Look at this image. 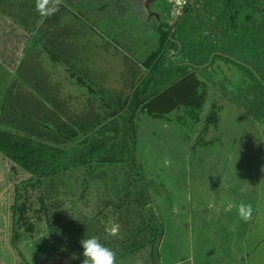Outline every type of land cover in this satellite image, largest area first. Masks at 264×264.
<instances>
[{
  "label": "flooded vegetation",
  "instance_id": "obj_1",
  "mask_svg": "<svg viewBox=\"0 0 264 264\" xmlns=\"http://www.w3.org/2000/svg\"><path fill=\"white\" fill-rule=\"evenodd\" d=\"M127 1L122 3L124 10L104 11L103 19L119 38H125L123 45L130 49L133 44L151 46L146 58L153 54L154 63L163 60L165 69L155 72V81L125 86L130 98L137 92L143 94L135 97L140 104L131 124L124 120V133L119 138H127L129 156H139V168H151L137 171L139 175L132 181L131 171L123 164L101 165L111 175V184L101 178L95 186L110 190L116 200L106 209L97 205L100 231L106 233L109 221L119 225L115 249H127L128 264H264V87L229 54L213 51L202 64L181 55L195 50L183 49L186 44L205 42V31L214 36L221 24L230 26L231 16L227 13L211 23L208 14L214 13L213 7L209 13L203 8L208 0H140L137 8ZM193 7L198 11L192 12ZM241 7L246 10L245 5ZM258 9L262 8L257 5ZM197 18L200 20L195 22ZM184 22L189 24L184 32H189L190 38L177 39ZM198 22L206 25L201 28ZM161 23L171 27V33L163 48H156L158 38L151 29L156 30ZM216 24L218 28H214ZM137 35L140 38L136 39ZM144 35L152 36L145 42ZM112 44L118 46V40ZM114 51L90 47L82 53L83 67L90 75L113 67L118 79L126 84L135 82L133 69L146 58L131 56L126 47ZM121 51L126 54L121 55ZM96 64L99 70L94 68ZM93 105L85 102V107L102 117L103 112ZM115 121L117 118L108 124L111 132ZM111 140L109 156L124 158L117 148L119 140L115 136ZM72 171L82 174L84 168ZM116 180L121 188L113 185ZM70 182L72 176L66 184ZM241 204L250 208L246 218L239 214ZM117 258L125 264L119 255Z\"/></svg>",
  "mask_w": 264,
  "mask_h": 264
},
{
  "label": "trees",
  "instance_id": "obj_2",
  "mask_svg": "<svg viewBox=\"0 0 264 264\" xmlns=\"http://www.w3.org/2000/svg\"><path fill=\"white\" fill-rule=\"evenodd\" d=\"M12 1L14 4L10 3L8 10L0 6V23L5 27L2 29L0 25V52L4 53L0 54V67L5 66L10 71L6 62L12 61L11 73L15 76L16 93L9 96L8 92L6 99L17 100L10 105V109L5 103H0V161L4 166H10L14 173L9 181L13 186L0 191L3 200L0 216L11 223L7 236L12 238V242L31 239L36 244L33 248L41 247V252L37 253V257L41 258L37 259L36 264H47L56 256H61L60 260L52 264H60L64 260L68 264H81L79 241L83 236H95L105 247L115 248L107 241L112 240L115 244L117 237L102 233L99 229L100 212H97V205H103L106 209L112 203L106 204V201L92 194L100 179L97 177L98 171L93 168L95 165L121 163L134 177L139 175L137 171H142L139 156L128 155L130 148L127 138L119 137L124 133V120L126 125L131 124L140 104L137 98L143 92L135 93L137 98H130L131 94L125 86H140L145 81L157 80L155 72L165 69L163 60L154 63L153 54H150L133 69L137 79L135 82L126 84L118 79L114 70L110 72L109 82L104 81V85L103 81L87 73V67L84 68L80 60L82 53L94 46L115 52L114 48L127 47V44L123 45L125 38L119 36L108 39V32H114V29L106 30L104 27L106 21L99 13H103L105 8L98 6L99 0ZM123 1L115 0L113 12L124 10ZM3 2L0 0V4ZM38 3L45 9L52 7L54 10L50 14H42L37 9ZM260 4L263 6L262 17L264 2ZM257 5L255 0L251 4L245 2L246 10L241 12L244 18L238 25L244 33L250 29L248 24L253 22L250 17L254 15L252 12ZM124 13L128 16L129 12ZM231 18L240 19V13H234ZM151 30L158 38L156 48H163L169 41L171 27L161 23L156 30ZM22 31L27 33L22 34ZM16 35L17 50L10 48L11 43H4L7 38ZM117 40L118 46L112 44ZM260 40L264 48V35ZM11 51L16 58L10 57ZM261 53H264V49ZM120 54L126 53L121 51ZM113 59L122 61L114 56ZM130 61L136 64L135 60ZM151 64L154 65L150 67ZM80 89L85 91L83 96H77ZM68 93L75 95L71 97ZM85 102L99 108L103 112L102 117H97L88 106L85 107ZM14 115L20 116L21 120L15 119ZM114 118L117 121L113 126L114 132H111L108 124ZM110 133H115V138L119 140L117 148L124 158L109 156L112 144ZM89 162L92 165L87 166ZM126 162L133 170L127 167ZM78 168L86 171L82 174L72 173ZM101 169L106 175V169ZM69 176H72V182L67 185ZM107 179L111 180L110 175ZM36 214L40 216L34 220ZM32 221L38 229L32 225ZM24 226L30 230L27 236L22 235L24 232L20 230ZM43 230L46 236L35 239L32 233Z\"/></svg>",
  "mask_w": 264,
  "mask_h": 264
},
{
  "label": "rangeland",
  "instance_id": "obj_3",
  "mask_svg": "<svg viewBox=\"0 0 264 264\" xmlns=\"http://www.w3.org/2000/svg\"><path fill=\"white\" fill-rule=\"evenodd\" d=\"M253 1L254 0H252V1H250V0H210L209 1L208 0V3L206 4V6H203V8H204V10L206 12L209 13L212 10L211 8L213 7L214 13H211V14H208V15H209L210 22L211 23H213V22L215 23V22H218L217 21L218 20V17H217L218 14L225 15L224 12L232 13V11H239V13H241V12L243 13L245 10L242 9L241 6H244L245 2L251 4V2H253ZM261 2L263 3L264 0H255V3L256 4L258 3V6L260 5ZM10 3L12 5L14 4V2L12 0H4V2L1 3L0 6H2V7L4 6L6 8V10H8L7 6H11ZM114 4H115V0H99L98 6L99 7L100 6L104 7L105 8L104 10L106 11V10H109V8L113 9V5ZM192 10H193L192 12H197L198 11V9L196 7H193ZM255 10L256 9H254L253 12H252V14H254V15H252V17H250V19H253V22L248 24L250 26L249 27L250 28L249 31H246L244 33L242 31L241 27H239L237 25L238 22H239L238 19L237 18H235V19L231 18L230 20L232 22L229 23L230 26L224 25V24L220 25L221 26V30H220L218 35L216 34V35L213 36V34L211 32H208V31H205V33L202 35V38H206L207 40L209 39L207 37L210 36V38L213 39V42H208L206 40L205 42L200 43L199 46H195L194 42H190L189 43L190 46H188L186 44V47L184 46L183 49H185V48L186 49L193 48L195 50L188 51L189 54L185 53V54H181V55L184 56V59H186V60H191V61H194V62L197 61L199 64H202L207 59L206 57H208V55L210 53H212L213 51L229 54L230 55L229 58L236 59V61L241 63L244 67L248 68V70L246 72L250 76L253 75V77L256 79V81H260L261 85L264 87V58H263L264 57V53H261V50L264 49V48H263V45H261V43H260V41H262V40H260V38L263 37V35H264V27H260V24L262 22H264V15L262 17H260L261 16L260 15L261 10H256V11ZM116 12H118V11H116ZM199 15L201 16L202 13H199ZM3 16H4V14H3ZM91 17H93V16H91ZM102 17L104 18V12L102 13ZM210 17H213V18H210ZM242 17L243 16H241V18ZM192 18H196V15H194ZM104 20H106V19H104ZM199 20H200V18L194 19L195 22L199 21ZM219 20H221V19H219ZM5 21H6V19H5ZM187 22H184L186 24H184V23L181 24V26L183 27V31H182V27L178 29V32L175 35V37L177 39L190 38V37H188V35H190L189 32L187 34L184 32V27H187V25H189V24H187ZM23 23H25V22H23ZM0 25H1L2 29L5 28L4 26H2V23H0ZM205 25H206L205 23H201V22H198V24H197V26H199L201 28H203V26H205ZM104 27L106 28V30H108V29L112 30V28L109 27L107 22L105 23ZM218 27H219L218 24H216V26H214V28H218ZM23 33H27V32L26 31H22V34ZM226 34L229 35L230 38H228V36ZM108 36H109L108 39L110 38V36L111 37L112 36L118 37V33L110 31V32H108ZM151 36L152 35H144L142 37H143V39L146 42L147 40H150ZM219 36L222 37L220 41L218 39ZM138 38H140L139 35L136 36V39H138ZM17 39H18L17 35L15 37L12 36L10 38H7V40H5L4 43L5 44L6 43H11L10 48H13V49L17 50L18 49L17 48V45H18V42H17L18 40ZM216 39H218V41ZM8 47L9 46H7L6 49H8ZM126 48H128L130 50L131 56L135 57L136 55H138L139 57L136 56L137 58H146V55L149 52V48H151V46H149V47L148 46L138 47V45L133 44L131 49L129 48V46H127ZM139 48H143V50L141 52H138ZM110 53L114 54V52L111 51V50H110ZM0 54L4 55V53H2V52H0ZM261 55H263V56H261ZM8 57H9V55H8ZM10 57H12V58L15 57V53H13L11 51ZM118 59H121V57L120 58L118 57ZM5 60H7L6 57H5ZM6 63H9L8 65L10 66V71L6 70L5 66L4 67H0V103H5L7 108L10 109V107H11L10 105L13 104L14 102H17V100L14 99L13 101H10V99H9L7 101L6 94L9 92L8 94L10 96L11 94H15L16 93V90L14 89V86H15L14 78H15V76L13 77V75L11 73V68H12L11 63H12V61H10V62L8 61ZM120 66H121V68H124L123 64L120 65ZM112 71H114V68L113 67H108L106 69L105 73L99 72V74L101 73L100 74L101 76H99V75H94V76H95V78H98L101 81H105L106 76ZM108 78H110V77H108ZM11 80H12V82L10 83ZM108 82H106V83H108ZM103 83H104V85L106 84L105 82H103ZM79 91H78L79 93H78L77 96H83L85 91L83 89H80ZM69 95L71 97H73V95H75V94L71 93ZM89 104L91 105V103H89ZM14 117L17 120H21V117L18 116V115H14ZM102 120H103L104 123H106L105 119H102ZM28 124H30V123H28ZM110 135L112 137L114 136L113 133H110ZM89 165H92V163L89 162L87 164V166H89ZM101 168H103V167L95 165L93 170L94 171H98V173H100L101 170H102ZM149 168H151V167H147V166L143 167L142 171L145 172V171L149 170ZM85 171H83V172H85ZM13 174L14 173L12 172L11 167L10 166H4L3 163H1V161H0V191L2 189H6V188H9V187L13 186V183L11 184L9 182L11 180V178L13 177ZM100 175H101L100 179L101 178L104 179L103 181L106 184H108V185L111 184V181H109L107 179V176H109L110 174L109 175L108 174L105 175L103 173H100ZM120 175H121V172H120V174H116L117 177H120ZM129 177H130V179L132 181L135 178L134 176H132L130 174H129ZM113 185L115 187H119V188L122 187V185L119 184V181H117V180L114 181ZM89 187H92V184H89ZM102 187H103L102 185H99L96 189H94V191H92V194H94V197L101 198V199L103 198V200L108 199V200L111 201V203L114 200H116L115 196L111 197L112 194H110V191H108V190H106V191L100 190ZM101 192H103V194ZM92 194L90 196H92ZM1 197L2 196L0 195V212L3 211V207H2L3 200H2ZM89 200H91V199H89ZM12 201H13V198H12ZM8 206H9V204H8ZM121 208H122V211L126 210V206L122 205ZM38 216H40V215L36 214L33 219L35 220V219L39 218ZM39 224L42 225L43 222H40ZM10 225H11V223L9 221H7L6 218H3V217L0 216V264H13V263L16 264V263L20 262V258L17 259L16 251H19V254H20L21 251L22 252L29 251V254L21 253V254H24L23 256H26V257H22L20 255L22 260L25 261V262L26 261H37L38 258H41L40 256L37 257V253L39 251L41 252V247L38 246V248H32L31 250H29L30 246H33V247L36 246V244H33V240H31V239L30 240H24V241H20V240L19 241H17V240L14 241L13 240V242H12V238L10 239V236H7L8 235L7 233L9 232ZM32 225L36 229H38L37 226H35L36 224L33 221H32ZM92 226H95V225L93 224ZM92 228H93V231H94L95 230L94 227H92ZM20 230L22 232H24V233H22V235L24 234V235L27 236V233L29 235L30 230H28V226L27 227L24 226L23 229L20 228ZM81 231L82 230L80 228L79 233H81ZM32 234L35 235V239H37L38 237L39 238H41V237L43 238L44 236H46L45 235L46 233H45L44 230L42 232H39V231L36 232V233L33 232ZM121 239H122L121 236L118 237V240H121ZM102 242H106V241H102ZM107 242H109L110 245H112V246H116V244H114V242L112 240L111 241L108 240ZM108 248L110 250H112V252L114 253V264H121L119 259L117 258L118 255L120 256L121 259H123V262L125 264H128L129 260H128V257L126 256L127 255V253H126L127 249L126 248L115 249V248H111L110 246ZM59 260H60V257H55L51 262H48L47 264L56 263ZM62 264H68V261L64 260L62 262Z\"/></svg>",
  "mask_w": 264,
  "mask_h": 264
},
{
  "label": "clouds",
  "instance_id": "obj_4",
  "mask_svg": "<svg viewBox=\"0 0 264 264\" xmlns=\"http://www.w3.org/2000/svg\"><path fill=\"white\" fill-rule=\"evenodd\" d=\"M38 11L42 14H50L54 9L52 7L44 8L40 3L37 4ZM167 163V161H165ZM228 208L232 205L228 204ZM239 214L242 218H246L249 214L250 208L246 205L238 206ZM119 225L109 221L105 227V232L109 236L117 235ZM81 248V264H114V253L109 248L102 245L95 236L84 237L79 241Z\"/></svg>",
  "mask_w": 264,
  "mask_h": 264
},
{
  "label": "crops",
  "instance_id": "obj_5",
  "mask_svg": "<svg viewBox=\"0 0 264 264\" xmlns=\"http://www.w3.org/2000/svg\"><path fill=\"white\" fill-rule=\"evenodd\" d=\"M261 3H262V2H261ZM260 5H261V4H260ZM260 5H259V7H260V8H263V6H262V5L260 6ZM4 10H6V9H4ZM258 10H260V9H258ZM224 13L227 15L228 12H224ZM233 14H234V11H232V13H228V16H227V17H229V16H231V15H233ZM217 17H218V16H217ZM210 18H213V17H210ZM243 18H244V17H243ZM230 19H231V18H230ZM240 20H241V18L238 19L239 22H240ZM239 22H238L237 25H239ZM235 26H236V25H235ZM94 48H95V46H94ZM263 58H264V57H263ZM80 60H81V61L83 60V59H82V55H81ZM100 62H101V61H100ZM138 62H139L140 64L142 63V62H140V61H138ZM97 66H98V65L96 64L94 68L97 69ZM97 75H98V74H97ZM110 75H111V74H108L107 77H106V79H109L108 77H110ZM99 76H101V75H99ZM97 117H99V116H97ZM32 248H33V246H30L29 250H31ZM21 253H27V254H29V251H27V252H22V251H21L20 254H19V251H16L17 259L20 258V262H18V263H16V264H36V263H38V261H26V262L23 261L22 258L20 257V255H21L22 257H26V256H23L24 254H21ZM56 257H59V256H56ZM60 257H61V256H60ZM62 262H63V261H62ZM62 262H61V263H62ZM13 264H15V263H13Z\"/></svg>",
  "mask_w": 264,
  "mask_h": 264
},
{
  "label": "water",
  "instance_id": "obj_6",
  "mask_svg": "<svg viewBox=\"0 0 264 264\" xmlns=\"http://www.w3.org/2000/svg\"><path fill=\"white\" fill-rule=\"evenodd\" d=\"M124 1H125V0H124ZM139 1H140V0H138V1L136 0V1L134 2L133 0H129V1L126 2V4H127V5H134V7L137 8ZM151 12L153 13L154 11L151 10ZM153 14H155V15L157 16V19H159V18H158V16H159L158 13L154 12ZM146 110H147V108L144 109V111H146ZM60 264H62V263H60Z\"/></svg>",
  "mask_w": 264,
  "mask_h": 264
}]
</instances>
